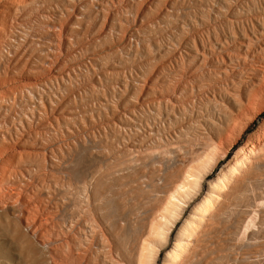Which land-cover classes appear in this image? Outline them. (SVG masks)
<instances>
[{"label":"rangeland","instance_id":"obj_1","mask_svg":"<svg viewBox=\"0 0 264 264\" xmlns=\"http://www.w3.org/2000/svg\"><path fill=\"white\" fill-rule=\"evenodd\" d=\"M252 142L175 264H264V0H0V264H166Z\"/></svg>","mask_w":264,"mask_h":264},{"label":"bare ground","instance_id":"obj_2","mask_svg":"<svg viewBox=\"0 0 264 264\" xmlns=\"http://www.w3.org/2000/svg\"><path fill=\"white\" fill-rule=\"evenodd\" d=\"M263 129V126H260L258 131L260 132ZM255 144L254 142L248 147H241L239 151L236 153L233 159H231L226 166H224L219 172L218 176L213 180H206V175L201 174H193L191 171L188 172V179L184 182L183 185L180 186L179 190L172 194L169 200V206H171V225L167 229H165L162 225H158L156 227V233L160 237V241L162 245H166L169 242V238L171 237V233L173 231V227L175 224L183 218V213L186 209V205H181L177 202V196L182 192H187L191 194V190L200 191L204 186H206V192L203 197V200H199L196 202L195 207L191 211V213L184 219L183 225L180 229L179 234H177L175 238V242L169 248L165 255L166 264H175V262L181 258L183 250L189 245V241L186 240L185 234L189 228H194L197 225V216L201 213V211L206 208L210 210L213 205V192L221 185L224 184L227 175L235 168L236 165L242 162H248L250 157L254 153ZM218 152H214L211 157L210 163L216 160V156ZM218 196V194H217ZM173 223V224H172ZM150 242L145 241L144 245L141 249V255L139 257V264H156V257L153 259H149ZM158 254V253H157Z\"/></svg>","mask_w":264,"mask_h":264}]
</instances>
